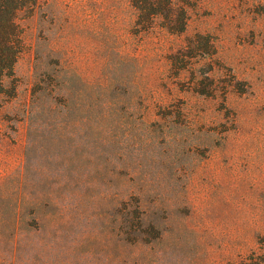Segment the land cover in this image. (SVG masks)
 <instances>
[{"label":"rangeland","instance_id":"374dc122","mask_svg":"<svg viewBox=\"0 0 264 264\" xmlns=\"http://www.w3.org/2000/svg\"><path fill=\"white\" fill-rule=\"evenodd\" d=\"M38 0L0 107V264L264 262V0Z\"/></svg>","mask_w":264,"mask_h":264},{"label":"trees","instance_id":"16d2710c","mask_svg":"<svg viewBox=\"0 0 264 264\" xmlns=\"http://www.w3.org/2000/svg\"><path fill=\"white\" fill-rule=\"evenodd\" d=\"M38 0H0V107L15 95L14 65L24 50L23 28L20 20L30 17ZM137 12V25L148 29L161 19L159 27L170 34L184 32L188 20L184 2L179 0H131ZM249 262L241 264H264L249 256Z\"/></svg>","mask_w":264,"mask_h":264}]
</instances>
